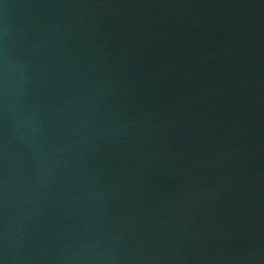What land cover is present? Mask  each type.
<instances>
[{
  "label": "water",
  "instance_id": "water-1",
  "mask_svg": "<svg viewBox=\"0 0 264 264\" xmlns=\"http://www.w3.org/2000/svg\"><path fill=\"white\" fill-rule=\"evenodd\" d=\"M0 264H264V0H0Z\"/></svg>",
  "mask_w": 264,
  "mask_h": 264
}]
</instances>
